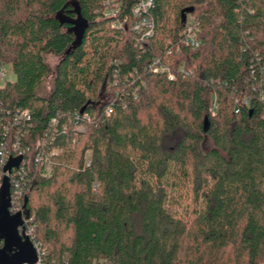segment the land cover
<instances>
[{
  "label": "trees",
  "instance_id": "16d2710c",
  "mask_svg": "<svg viewBox=\"0 0 264 264\" xmlns=\"http://www.w3.org/2000/svg\"><path fill=\"white\" fill-rule=\"evenodd\" d=\"M136 2L0 0V115L56 152L18 179L25 230L43 264H264V0H153L139 44Z\"/></svg>",
  "mask_w": 264,
  "mask_h": 264
},
{
  "label": "built area",
  "instance_id": "2783aa9c",
  "mask_svg": "<svg viewBox=\"0 0 264 264\" xmlns=\"http://www.w3.org/2000/svg\"><path fill=\"white\" fill-rule=\"evenodd\" d=\"M153 7V0H138L132 7L133 22L131 23V30L137 35L138 44L149 38L154 34L155 23L154 20L148 15L150 9ZM119 10L114 6L106 10V16L115 18L118 16ZM122 24L117 21L113 27L120 29ZM198 26L194 23V19L188 20L184 29V43L190 47L198 48L200 41L198 39ZM9 67L0 64V82L7 80ZM10 69V68H9ZM165 68H163L164 70ZM169 78L173 79L174 75L169 73ZM214 110V108H213ZM7 115V116H6ZM31 113L29 111H17L13 114L11 112H2L0 115V189L6 178L9 179L11 190V209L10 212L15 214L20 211L21 199L23 191L20 179H24L27 171H32L35 166L42 163H49L50 157L56 152L48 153L50 141L43 139L36 141L32 146H23V139L27 138V132L21 127L24 122L31 121ZM84 118H87L85 115ZM56 121L52 120L50 123L51 128H54ZM77 132H83L84 127L80 126L76 129ZM21 157L22 160L18 168H13L11 171H5L6 166L11 159ZM27 169V171H26ZM20 177V179H19ZM19 179V180H18ZM26 234L31 238L33 237V230L30 229ZM33 241V240H32ZM34 243V241H33ZM38 251V263L43 264L44 253L40 252L38 246L34 243ZM1 246V243H0Z\"/></svg>",
  "mask_w": 264,
  "mask_h": 264
},
{
  "label": "water",
  "instance_id": "95a60500",
  "mask_svg": "<svg viewBox=\"0 0 264 264\" xmlns=\"http://www.w3.org/2000/svg\"><path fill=\"white\" fill-rule=\"evenodd\" d=\"M204 128H209L205 119ZM22 158L11 159L5 171L18 168ZM11 190L6 178L0 189V264H37L38 251L31 238L26 234L22 212L12 214Z\"/></svg>",
  "mask_w": 264,
  "mask_h": 264
},
{
  "label": "rangeland",
  "instance_id": "374dc122",
  "mask_svg": "<svg viewBox=\"0 0 264 264\" xmlns=\"http://www.w3.org/2000/svg\"><path fill=\"white\" fill-rule=\"evenodd\" d=\"M189 20H192V18H190ZM60 60V57L59 56H56L54 54H47L46 56V62L47 64L49 65L50 67V71H51V74L49 76V78L47 79V81L45 82L42 90H41V93H44V94H49L51 88H52V85H53V80H54V76H55V72H56V67H57V64ZM8 71V75H7V80L9 81H13L15 79V76L13 75V73L11 72V70L8 68L7 69ZM0 85L3 86V82L1 81L0 82ZM106 97L103 99V101H106Z\"/></svg>",
  "mask_w": 264,
  "mask_h": 264
}]
</instances>
